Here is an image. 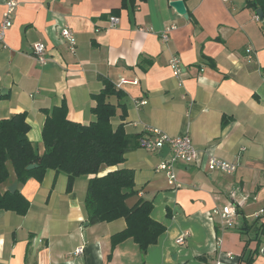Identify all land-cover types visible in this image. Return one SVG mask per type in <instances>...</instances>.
Segmentation results:
<instances>
[{"label":"crops","instance_id":"1","mask_svg":"<svg viewBox=\"0 0 264 264\" xmlns=\"http://www.w3.org/2000/svg\"><path fill=\"white\" fill-rule=\"evenodd\" d=\"M9 1L15 10L0 43V121L25 114L27 137L41 156L45 112L64 105L70 122L88 125L102 79L113 87L135 81L120 86V100L111 98L125 111L121 117L118 108L111 125L134 137V148L100 175L132 170L127 207L150 203L152 220L165 230L144 255L132 240L112 248L110 237L126 224H88L84 198L91 177L75 179L67 190L63 173L47 171L42 182L24 184L11 174L0 190L16 182L29 209L23 216L0 210V264H264L262 7L249 4L255 0H181L184 18L170 7L175 0H0V21ZM110 17L118 19L112 29ZM64 26L76 40L73 54L59 37ZM34 43L46 47L43 66L31 56ZM172 57L180 62L179 78L168 67ZM135 100L147 104L138 107ZM144 128L189 136L198 158L174 164L180 188L157 171L165 159L161 151L138 147ZM208 156L235 163L237 170L209 172ZM228 209L235 212L230 227L220 216ZM79 247L83 253L76 256Z\"/></svg>","mask_w":264,"mask_h":264},{"label":"trees","instance_id":"2","mask_svg":"<svg viewBox=\"0 0 264 264\" xmlns=\"http://www.w3.org/2000/svg\"><path fill=\"white\" fill-rule=\"evenodd\" d=\"M249 4L260 5L264 10V0ZM101 82L102 89L92 96L94 120L88 125L70 122L64 105L45 112L41 156L27 137L29 125L25 114L0 121V187L9 181L11 174L18 184H24L29 179L42 182L47 171L63 173L67 177V190L75 179L91 177L87 180L84 198L88 224L123 219L126 226L110 237L111 247L132 240L144 255L157 243L165 228L152 220L150 203L141 201L132 208L127 207L126 200L134 195L132 170L117 169L100 175L103 168L121 165L125 154L134 148L135 140L124 133L121 125L112 127L111 120L118 108L122 111L121 117L125 115L124 106L111 102V98L120 100L122 92L110 81L102 79ZM31 164L35 168L27 170ZM28 209V201L18 191L11 194L0 190V210L23 216ZM251 260L252 257L248 262Z\"/></svg>","mask_w":264,"mask_h":264},{"label":"built area","instance_id":"3","mask_svg":"<svg viewBox=\"0 0 264 264\" xmlns=\"http://www.w3.org/2000/svg\"><path fill=\"white\" fill-rule=\"evenodd\" d=\"M15 10V3L14 2H7L5 4V11L3 13V18L0 21V43H3L5 34L8 30H10L12 26V16ZM258 17L255 18V20ZM108 28L112 29L118 24V19L116 17H110L108 20ZM173 28H169L162 34V41L166 42L168 40L167 32L172 30ZM60 40L68 45L69 51L73 54L75 52L76 40L72 33V31L64 26L59 31ZM31 56L35 59V61L40 65L43 66L47 63L46 57V47L42 43H34L31 47ZM246 57L249 61H252L254 50L251 47L246 49ZM168 67L172 72L173 77L179 78L181 75V67L180 62L177 57H172L168 62ZM261 77L264 81V70L261 72ZM135 85V81H129L122 79L117 85V89L120 88L122 85ZM134 104L138 107L145 106L147 103L146 101H134ZM137 145L141 149L148 151V152H156L161 151L162 148L168 147L169 153L165 157L164 161L160 163L157 168V171L162 172L165 174L169 186L174 188H180V185L176 181L175 173H174V164L178 162H182L185 164L194 163L197 158V151L194 149V146L191 143V140L188 135H182L179 137H170L164 133H161L158 130L151 129V128H144L143 132L139 134L137 138ZM206 170L209 172H217L224 175H231L234 174L237 170V164L227 162L225 160L208 156L205 164ZM217 213V212H215ZM219 214V213H217ZM224 224L228 227L232 224V217L235 216V212L232 209H228L223 211L220 214ZM188 236V233L182 234L178 239H176L178 245H183L185 238ZM83 253V247H79L75 250L74 254L79 256Z\"/></svg>","mask_w":264,"mask_h":264},{"label":"water","instance_id":"4","mask_svg":"<svg viewBox=\"0 0 264 264\" xmlns=\"http://www.w3.org/2000/svg\"><path fill=\"white\" fill-rule=\"evenodd\" d=\"M169 5L176 11L177 14L183 16L184 18H187L186 8L181 0L172 1ZM256 13L259 16V19L262 18V13L260 10H257ZM168 153H169V148L167 146L161 149V154H164L165 157L167 156ZM31 168L32 169L35 168V165L31 164L30 166L27 167V170H31ZM16 186H17L16 182L11 184L9 187H7V191L11 194L14 193L16 190Z\"/></svg>","mask_w":264,"mask_h":264}]
</instances>
